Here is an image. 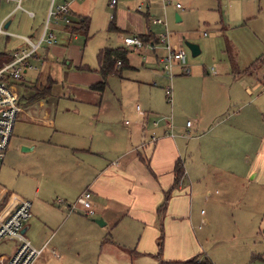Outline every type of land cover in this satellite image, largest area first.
I'll return each instance as SVG.
<instances>
[{"label":"crops","instance_id":"1","mask_svg":"<svg viewBox=\"0 0 264 264\" xmlns=\"http://www.w3.org/2000/svg\"><path fill=\"white\" fill-rule=\"evenodd\" d=\"M155 1H148L146 8ZM47 2L20 0L17 7L15 1L0 0V27L9 33L0 35L6 40L25 37L36 44L44 31L53 35L27 59L29 64L43 56L48 63L27 83L25 90L31 94L26 98L18 94L19 111L0 168V173L5 171L0 218L23 199L31 203L24 236L41 249L34 264H71L73 240H85L92 254L97 244L102 251L103 242L108 243L105 236H110L112 248L130 252L137 264H158V253L164 261L197 257L198 264H264L257 222L244 225L243 209L236 221L234 214L228 217V210L240 205L229 202L234 190L251 191L248 202L257 200V212L264 205V0L205 1L208 11L217 13L205 20L213 32L188 35V41L198 44L201 57L186 55L189 74L176 65L171 81L159 62L165 51L162 47L159 54L154 47L160 34L127 31L113 20L109 27L120 33L113 42L119 44L99 47L94 63V47L89 62L82 56L73 66L66 62L68 84L54 91L50 105L48 97L57 84L46 75L51 70L50 48L57 45V37L87 34L97 3L106 7L110 0H53V6L67 4V12L56 18L48 14ZM161 4L166 21L169 5L165 0ZM176 13L175 22L182 21L178 13L176 20ZM22 14L28 27L22 26ZM152 23L167 30V22ZM16 30L29 32L32 38L14 35ZM125 35L150 36L146 45L152 50H143L145 44L127 48ZM173 46L186 48L183 41ZM104 48L127 51L126 59L105 79L98 61ZM21 50L15 47L11 53ZM28 69L36 70L30 66L23 73ZM103 80L101 90L93 87ZM168 83L173 104L165 99ZM177 160L184 173L174 185ZM209 172L215 175L213 186L221 189L214 198L205 181ZM84 191L91 194V216L104 224L97 225L76 203ZM202 195L203 204L208 205L210 198L212 206L208 214L198 215ZM198 218L202 227L196 233ZM16 245L15 241L10 252L0 253V261L9 258Z\"/></svg>","mask_w":264,"mask_h":264},{"label":"rangeland","instance_id":"2","mask_svg":"<svg viewBox=\"0 0 264 264\" xmlns=\"http://www.w3.org/2000/svg\"><path fill=\"white\" fill-rule=\"evenodd\" d=\"M34 2L35 0H30ZM117 5L114 7L111 4L105 3L104 5L106 7H103L102 4L97 3L95 6V11L92 17V26L89 28L87 34H85L84 31H81L80 33L76 35H67V40L64 38L57 37V45L52 46L49 51V55L47 57V61L50 62L51 70L46 71V75H51V79L56 81V85L53 87L52 90V96L49 95L48 102L49 105L52 104L54 101V91H57L58 88H60L62 85H67L68 82L66 80L64 81V74L66 69V62L71 61V66H73L74 60H77L79 57H83V62H89L91 50L94 47L93 52V59L92 63L96 62V50L103 46H115L119 43H113L114 38L120 39V33L114 30H110L109 24L112 23L114 20V23H120V26H123L127 28V31L132 30H140L139 32H151L155 35L160 34L158 36L160 40V36L165 32V28L163 29L162 26L158 24H153L152 21L155 19H161L164 23L167 22V30L169 35V43L173 45L174 43H178L182 41H188L187 37L189 34L197 35L199 37H202L203 33L205 34H211L212 27L209 26L205 20L206 19H212L213 17H216L217 13L215 11L211 12L207 9V4L205 1H209V3L214 4L215 0H165L166 5H169L166 11V21L165 16L163 13V7L161 4V0H156V5L150 4L149 8H146V3L148 1H151L153 3L154 0H117ZM50 0H48L47 4L50 7ZM143 3V4H142ZM169 3V4H168ZM179 5L178 8H176V5ZM55 7V6H54ZM177 11V13L182 16V21L175 22L174 18V12ZM189 12V14L187 13ZM188 14V15H187ZM23 15V14H22ZM22 18V26L28 27L29 22ZM114 19H113V18ZM205 18V19H204ZM115 23V25H116ZM118 25V24H117ZM116 25V26H117ZM165 26L164 24H161ZM11 30V29H8ZM126 30V29H124ZM18 36L26 35L30 36L29 32L26 33L22 30H16L15 31ZM31 37V36H30ZM32 38V37H31ZM8 40V41H7ZM5 39L4 36L0 35V52H5L7 54H12L11 51L13 48L17 47L19 49H23L24 51L28 49V45L26 44V41L23 39L13 38L9 37L8 39ZM88 40L87 42H85ZM119 42V40H118ZM196 44V43H195ZM146 45V44H145ZM162 44H156L155 49L157 50V53L161 54L163 52L162 50ZM149 50L151 49L150 45H146L143 50ZM54 50V52H53ZM56 50V51H55ZM62 50H65L64 53H62ZM152 50V49H151ZM149 50V51H151ZM185 52L187 57L191 59H199L201 56H197L195 58L191 57L189 50L185 48ZM133 54V53H132ZM44 58L42 56V60H31L30 66L33 67V70H29L27 73H23V70H21L23 78L20 80L11 81L12 88L19 94L22 95L23 98H26L31 94L29 90H25V87L27 83L31 79H36L38 74H41L43 72V67L45 64ZM211 63V62H210ZM5 63H0V68ZM43 64V65H42ZM64 82V83H63ZM173 88V87H172ZM173 99H174V92H173ZM173 104V102H172ZM61 105L58 106L60 108ZM55 110H53L54 113ZM61 113V111L58 109V115ZM53 116V115H51ZM191 122V120H190ZM20 153L21 147L19 148ZM27 154V153H26ZM24 155V153H23ZM19 162H23V160L19 159ZM206 175V174H205ZM207 179H205L206 182L211 185V192H212V198L216 194L221 192L220 188L215 187V175L213 172H209L207 174ZM5 181V171L4 169L0 173V184H2V181ZM248 181H251L248 179ZM247 181V182H248ZM241 182V181H239ZM240 184V183H239ZM215 185V186H213ZM214 187V189H213ZM204 193L205 197L208 196V191L203 190L201 191ZM249 193H252L249 190L244 189H238L237 191L234 190L232 194L229 195V202L233 204H240L239 209H235L234 211L228 210V217L230 215H235V221L237 217V213L239 210H245L247 212V222L244 225L251 224L254 221L257 222V226H259V236L260 241L257 243V246H263L264 247V205L261 208V213L257 212V200L252 203L248 202V195ZM204 196H201V201L197 207L196 213L200 215L201 212H205L206 214L209 213L211 209L210 204V198L208 205L203 204L204 203ZM243 212V211H242ZM89 219H97L94 216H87ZM234 221V218L231 220V222ZM198 223H194V232L197 233L199 227H202L200 224V218L197 220ZM239 225L241 224V221L238 220ZM98 225V224H97ZM244 227V226H242ZM248 229V227H247ZM105 239H108V243H110V236H105ZM103 238V240H104ZM106 241V240H105ZM103 242L102 245V251L99 250L98 244L96 246V249L93 247V253L90 254L89 251V244L85 242V240L79 239V240H73L72 245L70 246L71 250V264H137L134 261L132 262V256L131 253L125 250H122L121 248L117 247H111L107 242ZM15 241L11 240H0V253L2 252H10V249L13 247Z\"/></svg>","mask_w":264,"mask_h":264},{"label":"built area","instance_id":"3","mask_svg":"<svg viewBox=\"0 0 264 264\" xmlns=\"http://www.w3.org/2000/svg\"><path fill=\"white\" fill-rule=\"evenodd\" d=\"M15 1L17 7L20 5V0H5ZM49 15L57 17L61 13L67 12V4H60L53 6V0H50ZM117 0H110L111 5H115ZM179 6L178 4L176 5ZM64 18V17H63ZM65 22H69L67 18H64ZM154 23L164 24L161 19L153 20ZM0 34L8 35L2 27H0ZM23 40L29 43L30 47L28 50L16 51L12 53V60L4 64L0 68V168L5 155V151L8 147L9 140L12 135L13 125L16 120L19 111V95L12 88L11 81L22 79L21 70L29 68L27 59L35 53L40 44L44 41L50 42L53 40L51 33H42L41 37L36 44H32L27 38L22 37ZM165 51L164 55L159 58L161 64V71L171 81L174 72L173 69L176 65L181 68L182 74H189L190 70L186 66V52L183 48L173 46L169 43V35L166 30L159 40ZM123 44L129 49L141 48L144 46L143 41L133 35H125L123 37ZM118 65L120 62L118 61ZM211 72L214 73L213 67ZM264 86V73L261 78ZM165 99L168 103L172 102L173 88L172 84L168 83L164 88ZM138 108V107H137ZM190 122H187V126ZM154 140L155 138L152 137ZM4 190L0 188V200ZM90 192L84 191L81 193L76 203L82 206L85 213L88 216L93 214L91 203H90ZM1 205V203H0ZM75 209V205L70 206V211ZM31 217V203L28 200H21L15 204V206L9 210L6 215L0 218V240H15L17 242L16 248L12 255L6 260H1L0 264H34L38 258L41 249L33 247L28 239L24 236V228L26 222Z\"/></svg>","mask_w":264,"mask_h":264},{"label":"trees","instance_id":"4","mask_svg":"<svg viewBox=\"0 0 264 264\" xmlns=\"http://www.w3.org/2000/svg\"><path fill=\"white\" fill-rule=\"evenodd\" d=\"M111 29H115L114 26H110ZM139 38L143 41L144 44H147L151 41V37L146 36H139ZM127 51L123 48H104L100 50L98 54V61H99V72L103 76V79L109 74L115 71L116 65L118 61L122 64V62L126 59ZM12 60V54H7L5 52H0V63H7ZM261 60V59H260ZM105 86L104 80L93 85L94 88L101 90ZM41 95V94H40ZM35 96H39L38 93ZM183 165L181 161L177 160L174 168V185H177L183 176ZM162 241V237L159 239V242ZM159 253L157 254L158 264H198L197 257L192 259H188L185 261H164L159 258Z\"/></svg>","mask_w":264,"mask_h":264},{"label":"water","instance_id":"5","mask_svg":"<svg viewBox=\"0 0 264 264\" xmlns=\"http://www.w3.org/2000/svg\"><path fill=\"white\" fill-rule=\"evenodd\" d=\"M176 20H179V17L177 15V13L175 14ZM184 46L190 51V54L192 56H197L200 52L199 46L198 44H195L193 42L190 41H183ZM95 223H97L98 225H102L104 224L103 220L101 218L95 219L94 220Z\"/></svg>","mask_w":264,"mask_h":264}]
</instances>
